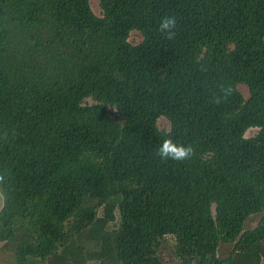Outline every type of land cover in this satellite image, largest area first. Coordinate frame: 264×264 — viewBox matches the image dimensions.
<instances>
[{
	"label": "trees",
	"instance_id": "1",
	"mask_svg": "<svg viewBox=\"0 0 264 264\" xmlns=\"http://www.w3.org/2000/svg\"><path fill=\"white\" fill-rule=\"evenodd\" d=\"M99 4L0 0V264H264V0Z\"/></svg>",
	"mask_w": 264,
	"mask_h": 264
},
{
	"label": "clouds",
	"instance_id": "2",
	"mask_svg": "<svg viewBox=\"0 0 264 264\" xmlns=\"http://www.w3.org/2000/svg\"><path fill=\"white\" fill-rule=\"evenodd\" d=\"M177 24V19L174 15H168L161 19L160 30L162 34H165L168 39H171L175 35V26ZM231 89H227L225 94L230 92ZM219 97H217L216 102H219ZM157 152L162 159H173V160H183L190 156L192 153L191 146H185L174 142L171 138L164 140L158 147Z\"/></svg>",
	"mask_w": 264,
	"mask_h": 264
},
{
	"label": "rangeland",
	"instance_id": "3",
	"mask_svg": "<svg viewBox=\"0 0 264 264\" xmlns=\"http://www.w3.org/2000/svg\"><path fill=\"white\" fill-rule=\"evenodd\" d=\"M91 6H92V9L94 10V12L96 14H98V15L101 14V8H100L99 0H91ZM142 39H143V37L138 31H133L130 35V38H129V40L133 43H138ZM239 88L245 96H248V88L246 86L240 85ZM158 124H159V127L161 129H166V130H168L171 126L170 122L164 117H162L158 120ZM256 132H257V129H254V128L250 129L247 132V136L248 137L253 136ZM259 217H260V215H255L252 218H250V220L247 222V228L254 227L258 223ZM230 248H231V246H229V245H222L220 248V254L226 255V253L230 250ZM169 252H170L169 247H165L164 248V256L166 258V262L168 264H174V260L171 258ZM9 254L10 253H7V255H5V257H4L6 260L9 259ZM4 264H7V263H4Z\"/></svg>",
	"mask_w": 264,
	"mask_h": 264
},
{
	"label": "crops",
	"instance_id": "4",
	"mask_svg": "<svg viewBox=\"0 0 264 264\" xmlns=\"http://www.w3.org/2000/svg\"><path fill=\"white\" fill-rule=\"evenodd\" d=\"M2 204H3V199H2V197L0 195V208H1Z\"/></svg>",
	"mask_w": 264,
	"mask_h": 264
},
{
	"label": "built area",
	"instance_id": "5",
	"mask_svg": "<svg viewBox=\"0 0 264 264\" xmlns=\"http://www.w3.org/2000/svg\"><path fill=\"white\" fill-rule=\"evenodd\" d=\"M1 195V194H0Z\"/></svg>",
	"mask_w": 264,
	"mask_h": 264
}]
</instances>
